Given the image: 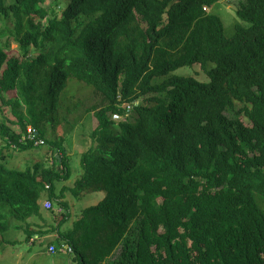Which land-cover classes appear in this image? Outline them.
I'll return each instance as SVG.
<instances>
[{
    "label": "trees",
    "instance_id": "1",
    "mask_svg": "<svg viewBox=\"0 0 264 264\" xmlns=\"http://www.w3.org/2000/svg\"><path fill=\"white\" fill-rule=\"evenodd\" d=\"M217 1L0 0L2 145L38 148L32 127L52 152L15 170L0 149L1 236L46 239L74 264H264V0H237L248 26L231 37L207 11ZM194 65L208 83L174 75ZM70 79L102 98L71 122ZM123 105L134 117L115 123ZM87 114L82 174L58 191L71 169L52 130ZM65 191L105 196L65 227Z\"/></svg>",
    "mask_w": 264,
    "mask_h": 264
},
{
    "label": "rangeland",
    "instance_id": "2",
    "mask_svg": "<svg viewBox=\"0 0 264 264\" xmlns=\"http://www.w3.org/2000/svg\"><path fill=\"white\" fill-rule=\"evenodd\" d=\"M50 2V0H48ZM237 0H218L212 7L207 11L218 15L223 23L225 36L231 37L234 33V26L240 24L247 27V23L239 20L235 15V9L237 7ZM7 53L11 56L12 54L17 55V46L12 43L10 50ZM199 71V66L194 65L193 67H185L175 71L174 75L182 77H194L199 82L208 83L209 78L205 73L196 75L195 72ZM82 86V88L77 87ZM77 87V88H76ZM84 87V88H83ZM71 90L72 95L71 103H81L77 112L73 111L69 115V122L72 121V117L75 115H81L86 109L92 107H99L102 103V98L99 94L93 91V88L83 83H79L74 79L68 81L66 89L62 93V98ZM134 113L130 112L127 121H132ZM127 119L125 116H121L114 120L115 123H119ZM243 123L250 126V123L243 118ZM96 126V121L92 114H87L82 119L80 125H78L73 131L68 130V125L61 123L57 128L52 130V134L56 139L65 137L64 148L69 153V167L71 169V177L68 181L58 183L57 190L59 191L62 187H72L74 182L81 176L82 169L80 165L81 152L86 146L83 140H86L92 129ZM50 131V129L47 130ZM69 131L68 135L66 132ZM49 133L47 136L50 137ZM2 139H0V149H2V155L5 156L6 167L15 170H24L27 167H31L36 162H42L46 166L50 161L51 150L45 145L38 146V148L26 151L25 153L9 150L4 147ZM65 200L70 209V219L66 223L65 227H69L73 221H75L80 212L90 206H94L100 202L104 196V192L85 193L83 196L76 198L73 197L69 191L64 192ZM57 213V212H56ZM17 241L14 245H0V264H74L71 262L70 256H63L60 258L48 256L45 254V249L48 247L47 243L44 242L46 239H42L43 247L40 248L38 242L35 244H28L24 241V235L21 231L11 229L3 236L0 235L1 240ZM50 239V238H47Z\"/></svg>",
    "mask_w": 264,
    "mask_h": 264
},
{
    "label": "built area",
    "instance_id": "3",
    "mask_svg": "<svg viewBox=\"0 0 264 264\" xmlns=\"http://www.w3.org/2000/svg\"><path fill=\"white\" fill-rule=\"evenodd\" d=\"M123 107H125L127 111H129L131 109V106H129V105L128 106L127 105H123ZM119 117H121V116L118 115V114H114L112 116V120L114 121V120L118 119ZM27 135H28L27 136L28 139L31 140L34 143L35 146L44 145V141L42 139H36V137H35L36 133H35V130L32 127H28L27 128ZM46 188H48V186ZM43 208L46 209V210H50L53 207H52V204H51V202L49 200H45L43 202ZM53 252H54V247L53 246L49 247V253L52 254ZM68 252H70V250H68Z\"/></svg>",
    "mask_w": 264,
    "mask_h": 264
},
{
    "label": "crops",
    "instance_id": "4",
    "mask_svg": "<svg viewBox=\"0 0 264 264\" xmlns=\"http://www.w3.org/2000/svg\"><path fill=\"white\" fill-rule=\"evenodd\" d=\"M68 155H69V153H67ZM62 187V186H61ZM69 187V186H68ZM54 236H56V235H52V236H48L49 238H54ZM63 256H66V255H61V254H58V255H56V256H54V257H56V258H60V257H63Z\"/></svg>",
    "mask_w": 264,
    "mask_h": 264
},
{
    "label": "clouds",
    "instance_id": "5",
    "mask_svg": "<svg viewBox=\"0 0 264 264\" xmlns=\"http://www.w3.org/2000/svg\"><path fill=\"white\" fill-rule=\"evenodd\" d=\"M130 106V105H129ZM125 108V107H124ZM129 113L132 112V106H131V109L128 111ZM128 119V118H127Z\"/></svg>",
    "mask_w": 264,
    "mask_h": 264
}]
</instances>
